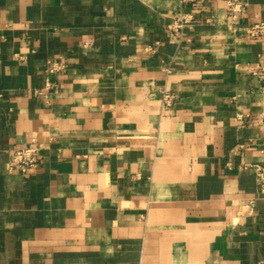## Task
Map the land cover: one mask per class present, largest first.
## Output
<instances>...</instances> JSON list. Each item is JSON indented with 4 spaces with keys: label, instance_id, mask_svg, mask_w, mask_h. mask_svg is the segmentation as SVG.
<instances>
[{
    "label": "crops",
    "instance_id": "0c3cea01",
    "mask_svg": "<svg viewBox=\"0 0 264 264\" xmlns=\"http://www.w3.org/2000/svg\"><path fill=\"white\" fill-rule=\"evenodd\" d=\"M241 2L0 0V264H264V0Z\"/></svg>",
    "mask_w": 264,
    "mask_h": 264
},
{
    "label": "built area",
    "instance_id": "2783aa9c",
    "mask_svg": "<svg viewBox=\"0 0 264 264\" xmlns=\"http://www.w3.org/2000/svg\"><path fill=\"white\" fill-rule=\"evenodd\" d=\"M225 4V10L227 16L231 21H236L239 15L243 10V3L241 0H223ZM191 22L190 15H180L175 18L173 23V28L176 33H180L183 28ZM248 34L250 37H256L264 34V23H258L250 27ZM264 67V65H263ZM62 65L58 61L48 62L47 63V73L54 74L61 70ZM48 81L45 83V89L47 90L49 87ZM44 91H38L36 94L41 96L44 100H48V96L43 93ZM168 102L166 99L165 103ZM256 122L261 128L260 135V153L264 155V109L259 117L256 119ZM40 149L37 145H33L26 148L13 149L10 155V165L11 168L16 169L18 173L25 175L32 171L38 162L40 157ZM252 172L255 177L258 193L264 197V162L261 164L253 165ZM253 202H249L245 205L246 209H251Z\"/></svg>",
    "mask_w": 264,
    "mask_h": 264
}]
</instances>
